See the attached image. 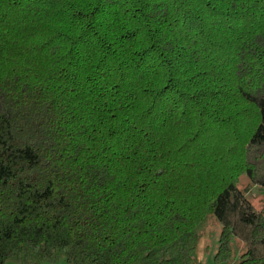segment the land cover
I'll return each instance as SVG.
<instances>
[{"label": "trees", "instance_id": "obj_1", "mask_svg": "<svg viewBox=\"0 0 264 264\" xmlns=\"http://www.w3.org/2000/svg\"><path fill=\"white\" fill-rule=\"evenodd\" d=\"M242 176L264 0H0V264H264Z\"/></svg>", "mask_w": 264, "mask_h": 264}, {"label": "rangeland", "instance_id": "obj_2", "mask_svg": "<svg viewBox=\"0 0 264 264\" xmlns=\"http://www.w3.org/2000/svg\"><path fill=\"white\" fill-rule=\"evenodd\" d=\"M237 188L246 193L248 200L258 211L264 208V186L252 184L248 177L242 176L238 180ZM220 234V226L216 222H211L202 234V238L197 246L195 256L202 264H213L212 258L215 255L218 247V238ZM237 248L240 250L242 245L237 243ZM7 264H17L8 262ZM44 264H66L64 261L56 263Z\"/></svg>", "mask_w": 264, "mask_h": 264}]
</instances>
